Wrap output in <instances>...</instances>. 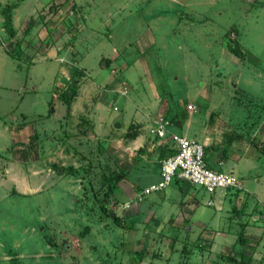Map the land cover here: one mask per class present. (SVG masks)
I'll return each mask as SVG.
<instances>
[{
  "label": "rangeland",
  "instance_id": "374dc122",
  "mask_svg": "<svg viewBox=\"0 0 264 264\" xmlns=\"http://www.w3.org/2000/svg\"><path fill=\"white\" fill-rule=\"evenodd\" d=\"M159 2L0 0V264H264V0ZM104 55L128 62L127 94L99 112L81 85L67 112L80 65L109 83ZM184 117L226 160L210 167L243 162L237 187L143 192L166 152L152 129Z\"/></svg>",
  "mask_w": 264,
  "mask_h": 264
},
{
  "label": "built area",
  "instance_id": "2783aa9c",
  "mask_svg": "<svg viewBox=\"0 0 264 264\" xmlns=\"http://www.w3.org/2000/svg\"><path fill=\"white\" fill-rule=\"evenodd\" d=\"M191 108L193 105L188 106V109ZM152 133L161 144L167 145L168 151L159 162L160 179L157 183L145 188L143 192L162 190L174 178L197 184L209 194L238 186L237 177L232 171L224 172L208 165L203 143L171 131L167 122L162 119L152 129ZM211 201L209 200L208 203Z\"/></svg>",
  "mask_w": 264,
  "mask_h": 264
},
{
  "label": "crops",
  "instance_id": "0c3cea01",
  "mask_svg": "<svg viewBox=\"0 0 264 264\" xmlns=\"http://www.w3.org/2000/svg\"><path fill=\"white\" fill-rule=\"evenodd\" d=\"M157 3H160L159 0H152V6H155V4H157ZM162 12H164V13H157V16L161 17V14H165V11H162ZM138 28H140V27H138ZM148 31H149L150 37H152V38L149 39L150 40V44L147 47H145V49L143 50V53H146L152 47V45H154V40H153L154 39V31L152 30V28L149 25L147 27H143V29H141V32L139 33L138 37H141V36H143V34H146V33L148 34ZM113 50H114V52H117V50L115 48ZM117 57L118 56L115 57L114 55H112V57H107V56L104 55L99 60V62L103 61V66L109 68V71H108L109 72V80H108L109 83L107 82V80H102L101 83H98V82H94L93 79H92L93 81L91 80L89 82L88 79H89V77L92 78L91 77L92 75L87 71V66L88 65H85V63L80 65V68H82L83 71H85L87 73V75H86L87 76L86 77L87 83H84V80H82L83 82H81V80H80V82L78 83L79 86H77V89L75 91V95L73 96V98L70 99L69 102H65V101L62 102V103L65 104L67 112H71V108L70 107H72L73 103L75 102V99H77L78 91L81 89V85L85 86L86 89H88V90H90L92 92L95 91V94L99 97V99H98L99 101H97V103H96L98 105L96 107L98 108L99 112L100 111L101 112L105 111L104 110V107H105L104 97H105V95L114 96L116 94H120V95H126L127 94V89L125 87L126 83H127V80L125 78L124 79H122V78L124 77L123 71H126V69L128 68V64H127L128 62L125 61L124 63H122V65L120 67L115 66V64L113 62L116 61ZM114 77H116V78H114ZM106 79H107V76H106ZM100 86H101V89L98 90V87H100ZM123 88L126 89L125 93L123 92ZM156 94H154V98L157 96ZM117 109H118V107L116 105H114V110H117ZM189 123H190V118H185L184 117L183 120L180 121L179 126L176 127L177 130H174L171 126H169L168 123L167 124H168L169 129L171 128L173 130V132L179 133V134H183L182 133L183 127L184 126L190 127L191 123H190V125H189ZM207 130H208V127L204 128L202 130V132H201V134H202L201 136L202 137L199 138V140L201 139L200 140L201 143L204 144L206 155L208 156V158L209 159H213V158L215 159V157L217 156V159H215V162H217L216 164L223 165L226 160L222 161L220 159V156H218V154H216V153L211 154V152H210L211 148H210V146H208L209 143H210L209 142L210 137L208 136V134H206ZM195 140H198V139L195 138ZM234 161H235L234 167H230V169L228 171H232L233 169L236 170L237 167H239V166L241 167V165L243 164V162L240 159L237 160V161L236 160H234ZM222 192L223 191H220L218 196H221Z\"/></svg>",
  "mask_w": 264,
  "mask_h": 264
},
{
  "label": "trees",
  "instance_id": "16d2710c",
  "mask_svg": "<svg viewBox=\"0 0 264 264\" xmlns=\"http://www.w3.org/2000/svg\"><path fill=\"white\" fill-rule=\"evenodd\" d=\"M233 52H237L236 51V49H234L233 50ZM75 91H76V88L74 89H71V91L67 94V93H63V95H62V99H63V101H65V102H69L70 101V99H72L73 98V96L75 95ZM161 147H163V151H165L166 150V152L165 153H167V151H168V147H167V145L166 144H161Z\"/></svg>",
  "mask_w": 264,
  "mask_h": 264
},
{
  "label": "water",
  "instance_id": "95a60500",
  "mask_svg": "<svg viewBox=\"0 0 264 264\" xmlns=\"http://www.w3.org/2000/svg\"><path fill=\"white\" fill-rule=\"evenodd\" d=\"M120 126H121V122L116 121L114 127H120ZM67 247L69 248V244H67Z\"/></svg>",
  "mask_w": 264,
  "mask_h": 264
}]
</instances>
